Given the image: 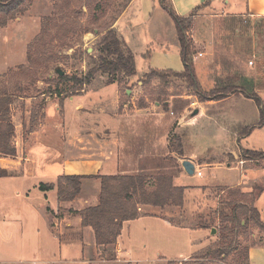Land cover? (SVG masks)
Wrapping results in <instances>:
<instances>
[{
    "label": "rangeland",
    "instance_id": "1",
    "mask_svg": "<svg viewBox=\"0 0 264 264\" xmlns=\"http://www.w3.org/2000/svg\"><path fill=\"white\" fill-rule=\"evenodd\" d=\"M126 1L114 0L109 14L98 24H92L90 16L93 12L85 13L86 10L83 8L80 10L77 8L78 17L70 14L68 21H61L59 18L63 10L62 0H26L22 6L23 14L11 22L20 21L21 26L17 25L20 27L15 31L14 27L0 31V68L4 65L13 66L21 63L9 69L12 72L7 76L5 74L9 70L0 78V90L5 88L12 91L15 87H20L22 90L14 93L13 112H10L14 126L13 144L18 141L21 144L20 142L30 132L40 129L44 121L42 120L43 108L49 119L56 117L57 110L54 104L50 103L45 107V103L50 100L57 101L59 98L51 95L54 84H45V80L49 76L55 78L59 70L66 75L85 74L91 64L90 56L96 55L95 49L104 34L103 31L111 24L112 19L116 17V12ZM197 14L202 15L200 12ZM195 23V26L192 23L188 35L191 38L195 33L196 39V42L191 41L192 60L197 79L196 91L179 77H170L165 84H161L158 79H153L143 85L140 80L144 72L149 71H146L148 63L143 62L141 55L137 52L140 49H136L134 56L136 76L131 78L121 76L120 83L115 84L116 87L114 84L106 85L107 77L97 74L86 86V94L75 99L87 109H91L96 118H99L95 114L98 106L106 108L109 114V111L114 109L113 115H134L135 111L141 110L137 109L136 105L142 101L146 102L148 107L140 111V115L123 119L102 116L100 119L141 120L134 129V132L138 133L143 132L139 129H145L142 126V120L168 122V131L165 134L169 150L163 151L159 159L146 163L156 168V171L140 175L149 177L148 186H152L153 177L170 178L175 188L183 189V205L180 208L166 207L160 211L151 209L162 215L163 219L137 221L123 233V243L126 245L127 235H129L132 245L134 244L131 258L142 259V264H156L154 261L158 259V256L155 250L151 249L155 243L166 258L179 257L182 253L190 251L192 242L200 238L203 233L207 235L210 233L206 229L193 228L195 226L202 225L208 229H215V235H217V230L219 231L220 228L218 214L221 211L229 214L228 204H231L232 209L242 202L250 205L255 201V207L262 215L261 222L264 223V159L257 156L258 161H242V156L247 153L244 152L245 150H255L254 153L264 152V129L263 131L254 129L250 125L252 123L250 118L249 124L244 125L242 121V117H251V111L254 108L251 110L245 107L243 99H233L223 103L199 101L200 95L203 98L209 97L216 82L224 81L229 74L245 76L257 86L264 83V19L248 15L233 18L212 12L197 18ZM43 24V27L47 28L45 36L40 35ZM65 27L69 30H77L76 35L71 38V41L69 40L70 49L65 46L69 44L68 39L63 46L61 44L64 41H60ZM86 29L90 31L92 29V31L84 34ZM33 31L34 34H32ZM141 33L142 29H139V34ZM32 35L33 39H31ZM38 36L42 38H39L41 42L43 40L50 42L54 37L53 52L63 59L50 63L46 68L43 58L37 56L42 44L40 46L35 44L31 51L33 63L29 65L28 46L33 44ZM30 39L31 41L24 46L26 49L23 52L24 42ZM81 54H83L82 60H80ZM21 66L24 69L17 70ZM117 88L118 93H116ZM60 89L63 90L64 87ZM258 91L261 92L257 90L256 94ZM42 92L45 94L42 95ZM158 92H165L167 95L159 98ZM75 95L78 94L69 95V97ZM74 105L75 102L70 105L64 104L67 119L71 116ZM195 110L198 114L191 116ZM258 118L260 120V115ZM87 119L90 120L88 117ZM78 127L84 129L82 133H88L90 128H95L90 124ZM119 127L121 130L130 131V124L127 122L119 124ZM69 128L73 131L76 126L69 124ZM52 129L55 131L58 129L53 125L50 129L49 135H53L55 139L66 138L69 133H73L69 132L68 126L65 125L57 133H54ZM112 132L115 135L118 131L115 132L110 126L105 134L103 131L99 137L104 140L111 138ZM142 138H144L143 135ZM124 139L128 141L127 136ZM138 140L137 135H133L130 140L135 145L134 150L137 148ZM121 144L118 147L119 150L123 148ZM177 150L181 152V155L177 154ZM87 151H90L89 146ZM173 151L175 153H171ZM187 159L198 165L201 170L200 177L195 174L189 176L184 172L181 163ZM204 164L208 165L204 166ZM33 182L32 178L26 176L23 178L11 176L0 180V196H2L0 217L5 221L4 233L11 234L9 242L2 241L0 237V264H96L89 260L91 254L87 249L82 253V247L78 242L61 243L57 236L51 233L48 217L43 208L45 204L36 195L29 192L28 197L13 194L15 191L23 193L31 188ZM88 184L100 186L99 180ZM140 209L142 207H139V212ZM148 211L143 209V213ZM176 223H183L186 226L180 227L175 225ZM55 227L54 225V232ZM242 234L238 239L239 243L235 245L236 252L232 253L225 262L210 256L209 259H201L199 263L232 264V262L240 261V254L248 250L250 246L264 245V227L261 229L250 222ZM77 237H79L77 233L69 232L60 236L61 240L66 241ZM218 238L219 236L215 237L214 243ZM84 242L89 243V238L85 237ZM144 243L148 246L145 250L141 249ZM112 250L113 246L100 254L104 260L102 264H122L116 262L115 253ZM111 254L114 255V259L110 258Z\"/></svg>",
    "mask_w": 264,
    "mask_h": 264
},
{
    "label": "crops",
    "instance_id": "2",
    "mask_svg": "<svg viewBox=\"0 0 264 264\" xmlns=\"http://www.w3.org/2000/svg\"><path fill=\"white\" fill-rule=\"evenodd\" d=\"M169 1L175 14L179 17L189 16L195 8L200 7L208 2V5L199 11L202 13V15H195L193 19V26H195L197 18L212 12H215L221 16L233 18L248 15L254 18L264 19V0ZM17 25L21 26L20 21L16 23L10 22L6 27L1 28L0 31L13 27L15 31L20 27ZM111 29L116 31L118 37H120V39L131 50L133 56L136 55V49H140V51L137 52H139L141 55L143 62L146 64L148 63V65H146V71L155 69L182 72L184 70L183 63L179 56L177 34L174 24L167 12L158 6L155 0H129L121 14L112 22ZM139 29H142L141 35L139 34ZM34 31L32 34H34ZM31 39H33V35ZM31 39L24 42L22 46L23 52H25L26 49L24 46H26L31 41ZM191 39L192 41L196 42L195 33H193ZM148 50L150 51V54L147 58H145L144 56ZM19 64L21 63L13 66H2L0 68V78L6 73L7 70L12 69ZM116 93H118V88L116 89ZM85 94L86 86L80 93H78V95L63 99L61 108L59 107L58 99L57 101L50 100L45 103V107L50 103L54 104L57 110L56 117L54 119H49L46 115L45 108H43L42 120L44 121H42L40 129L30 132L26 138L20 142L21 144H19V141L14 143L16 150L15 156L0 157V171L6 172V175L0 177V180H5L7 177L11 176H18L19 178L26 176L32 178L34 182L31 188L24 191L23 193L15 191L13 194L16 196L22 194L25 195V197H28L29 195L27 194L29 192V194L36 195V197L45 204L43 205V208L46 216L48 217L51 233L57 236L61 243L78 242L82 247V253H84L85 249L90 252L91 258L89 260L91 262L102 264L104 260L100 257V251L95 245L94 233L92 229L89 227H81V221L78 216L67 214L64 216L57 215L59 208L65 211L72 210L74 212H79L85 208L96 206L99 200L100 186L97 184L89 185L88 183L98 180H83L80 195L73 201L61 204L58 203L56 189L48 192H42L39 190V185H56L58 178L63 175L88 177L140 175L154 172L156 171V168H153L151 165L148 166L146 163H150L159 159V157L162 156V152H166L168 149V141L165 134L168 131V122L166 123L164 120H142V126H144L145 129L141 130L138 128L140 131H143L142 133L134 132L135 126H137L141 120L100 119L102 116H109L113 119L129 118L135 115H140V111L146 109L137 110L134 112V115H113L115 111L114 109L110 110L109 114L106 108L98 106V111L95 114L99 118H96L95 115L93 116L91 109H87L82 105L81 102L75 100L76 97H80L81 95ZM257 96L264 104V92L258 91ZM233 99H243L245 103L243 105H245V107L248 109L251 108V110L254 108V110L251 111V117H242L244 125H246V123L249 124L248 122H250V118V120H252L250 125L253 126L254 129L263 131L264 124L258 125L260 122L258 118L260 115L259 108L253 100L247 99L241 94H235L219 102H229ZM26 102L27 101H25V103ZM73 102H75L74 108L71 111V116H68L67 119L66 111H64V104L66 103L70 105ZM10 112H13V104L11 106ZM87 117L90 120H88ZM126 122L130 124V131H124V129L121 130V127H119V124H126ZM69 124L75 125L76 128L73 129V131H70ZM84 124L94 125L95 128H90L88 133H82L84 129H81L78 126ZM52 125L58 129L57 131L52 129L54 133L59 132V129H63L64 125L68 126L67 130L69 132L73 133H69L66 138L60 137L55 139L53 135H49ZM110 126L113 127L115 132H118H116L115 135H113L112 132L111 138L108 137L105 140L104 138L99 137L100 133L104 131L105 134V131L109 129ZM133 135H137L139 137L137 148L135 150L133 149L135 145L130 141L132 140ZM142 135L144 138H142ZM126 136L128 141H125L124 139ZM119 140H121L122 144L119 142ZM120 144L121 147L123 146V148L119 150L118 147ZM131 144L133 145L131 146ZM88 146L90 149L89 152L87 151ZM171 153L175 152L173 151ZM69 156H71V158ZM188 161L192 162L195 167H198V165H196V163L193 161ZM205 165L208 164H204V166ZM0 198H2V196H0ZM143 209H148L149 211L151 209H158L157 211L163 210L160 208L142 207V209H140V212L142 213L138 219L128 221L123 224L120 237L113 246L112 250L115 253L116 262L122 264H142V259L133 257L131 258V252L133 251L134 244L132 245L129 235H127L128 242H126V245L123 243L122 236L125 231L130 229L132 223L137 221H146L149 219H163V216L157 214L155 210L143 213ZM258 212L260 213L259 210ZM4 222L5 221L3 218L0 217V237L2 238V241L4 240L9 242L11 241V234L8 235L4 233ZM54 225L56 226L55 232L53 231ZM175 225L180 227L186 226L183 225V223H176ZM193 228L203 230L206 229L207 231L211 232V229L202 227V225L200 227L195 226ZM68 232L73 234L77 233L79 237L70 241L61 240L60 236L62 237ZM85 237L89 238V243L85 244ZM215 237L216 235L212 236L210 233L209 235L203 233L200 238L192 242L190 251H187V253H182V255L179 257H170L171 259L169 257L168 259L166 256H163L158 250L157 244L155 243L151 249L155 250V254H157L158 259L155 260L154 263L168 264L169 262H174L181 264L183 262L191 261L192 258L214 244ZM147 247V244L144 243L142 244L141 249L145 250ZM248 264H264V245H252L248 248Z\"/></svg>",
    "mask_w": 264,
    "mask_h": 264
},
{
    "label": "trees",
    "instance_id": "3",
    "mask_svg": "<svg viewBox=\"0 0 264 264\" xmlns=\"http://www.w3.org/2000/svg\"><path fill=\"white\" fill-rule=\"evenodd\" d=\"M63 10L60 12V20L66 22L69 20L68 16L74 14L78 17V10L81 8L93 12L90 19L92 24H98L108 14L111 7L114 5V0H62ZM129 0L119 8L116 12L118 17L126 7ZM26 0H0V28H4L8 23L15 21L19 16L23 14L22 6ZM156 2V0H155ZM157 5L165 10L172 20L179 45V56L183 63L184 70L182 72H173L170 70H155L150 69L148 73H145L140 80L143 85L151 82L153 79H158L161 84L167 83L170 77H176L183 79L188 85L197 90V79L194 70V64L192 60L193 47L192 40L188 35L189 30L192 27L193 19L195 15L204 7L208 5V2L200 7L195 8L192 13L187 17H179L175 14L172 5L169 0H157ZM61 8V7H60ZM78 8V10H77ZM115 17V18H116ZM112 19V22L115 20ZM90 21V22H91ZM55 24V20L53 21ZM111 24L103 31L102 37L97 43L95 49L96 55H91V64L88 67V71L81 75H55V78H47L45 84H54V91L51 95H55L59 98V107H62L63 99L80 93L85 86H88L97 74H101L107 77L106 85L120 83V77L125 76L131 78L136 76V68L134 62V56L127 45L118 37L116 31L111 29ZM40 31V35L45 36L47 28L43 27ZM92 31V29H91ZM89 29L84 31L85 33L91 32ZM94 31V30H93ZM77 30L65 29L61 33L60 41L62 46L65 41H71ZM36 41L28 46L27 62L29 65L33 63V56L31 51L35 44H38L41 49L37 56L42 57L45 67L50 63L61 61L63 57H59V54H54L53 42L54 37L49 41L43 40L41 37H37ZM41 38V39H39ZM40 43V44H39ZM71 42L65 44L68 49L71 47ZM37 46V45H36ZM150 54L148 50L145 54L147 58ZM83 54L80 55L82 60ZM66 59V58H65ZM47 68V67H46ZM22 70L24 67H18L17 70ZM9 70L5 76L11 73ZM71 86H67V85ZM64 87V89H60ZM260 90L264 92V83L255 84L247 77L237 74H229L224 81H218L215 84V88L210 92V96L203 98L201 95L200 102L208 101H221L229 97L230 95L241 94L247 99H251L259 108L260 122L258 125L264 124V105L260 101L256 94V91ZM22 91L20 87H15L14 90L8 91V89L2 88L0 90V157H12L15 156L16 150L13 144L14 126L11 122V106L14 93ZM197 93V92H195ZM42 95L45 93L42 92ZM167 95L165 92H158V97ZM199 95V94H196ZM44 103V102H43ZM137 109H146L148 106L146 102L138 103ZM39 115V114H37ZM36 115V116H37ZM34 116V115H32ZM37 119V117H33ZM32 119V120H33ZM248 133V132H247ZM242 156V161H258L256 158L261 157L264 159V152L259 151L254 153L253 151L245 150ZM253 153V154H252ZM177 154L181 155V152L177 150ZM6 172L0 171V177L5 176ZM85 179H97L100 182V194L98 204L85 208L79 212L72 210L65 211L61 208L58 210V216L63 214L78 216L81 221V227H89L94 233L95 245L100 251L106 252L108 247H112L116 244L120 237L123 224L128 221L136 220L140 217L139 207H153L164 209L166 207L180 208L183 205V189L175 188L172 185L170 178L166 176L153 177L152 186H148L147 183L150 180L145 175H114V176H60L56 185L52 184H40L39 190L42 192H48L56 189L58 203H67L73 201L80 194L82 181ZM254 201L250 203L242 202L235 205L227 214L224 211L219 212L218 221L220 223L219 236L217 242L212 244L209 248L195 256L191 261L183 262L181 264H200L201 259H209L212 256L213 259L223 261L236 252L237 243H239V237L243 235V230L248 227L251 222L256 227L262 229L264 223L261 222V215L257 209L253 206ZM204 227V226H202ZM207 228V227H205ZM111 259H114V255H110ZM240 261L232 262V264H248V250H244L240 254ZM168 264H178L169 262Z\"/></svg>",
    "mask_w": 264,
    "mask_h": 264
},
{
    "label": "water",
    "instance_id": "4",
    "mask_svg": "<svg viewBox=\"0 0 264 264\" xmlns=\"http://www.w3.org/2000/svg\"><path fill=\"white\" fill-rule=\"evenodd\" d=\"M56 74H58V76H63V75H64V72L59 70V71L56 72ZM127 94H128V92H127ZM196 114H198V111H197V110H195V111L191 114V116H195ZM181 166H182L184 172H185L187 175H189V176H193V175H194V173H195V166H194V164H193L192 162H190V161H188V160H184V161L181 163ZM215 233H216V230H215V229H211L210 234H211L212 236H214Z\"/></svg>",
    "mask_w": 264,
    "mask_h": 264
},
{
    "label": "built area",
    "instance_id": "5",
    "mask_svg": "<svg viewBox=\"0 0 264 264\" xmlns=\"http://www.w3.org/2000/svg\"><path fill=\"white\" fill-rule=\"evenodd\" d=\"M196 176L200 177L201 176V170L198 167H195V173Z\"/></svg>",
    "mask_w": 264,
    "mask_h": 264
}]
</instances>
